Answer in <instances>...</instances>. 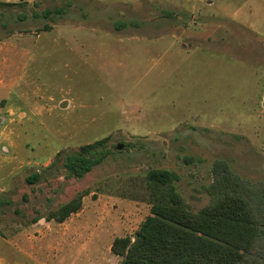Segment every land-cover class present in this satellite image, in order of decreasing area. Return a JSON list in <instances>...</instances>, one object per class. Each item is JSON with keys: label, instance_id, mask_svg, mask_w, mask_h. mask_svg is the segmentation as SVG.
<instances>
[{"label": "rangeland", "instance_id": "rangeland-1", "mask_svg": "<svg viewBox=\"0 0 264 264\" xmlns=\"http://www.w3.org/2000/svg\"><path fill=\"white\" fill-rule=\"evenodd\" d=\"M3 1L25 5L0 7V264H119L152 168L195 211L217 159L264 180V0ZM105 137L107 157L67 177L63 157Z\"/></svg>", "mask_w": 264, "mask_h": 264}, {"label": "trees", "instance_id": "trees-1", "mask_svg": "<svg viewBox=\"0 0 264 264\" xmlns=\"http://www.w3.org/2000/svg\"><path fill=\"white\" fill-rule=\"evenodd\" d=\"M0 0V7L24 6ZM39 6L38 1L34 2ZM64 6L32 7V17L52 19L62 15ZM170 15V13H167ZM29 15L18 13L19 20ZM127 23L117 22V26ZM50 25L45 26L49 28ZM108 137L81 145L63 157L67 177L82 178L109 154ZM60 155L48 166L54 167ZM213 182L208 187L209 203L193 210L177 190L174 171L152 168L147 172L150 213L132 236L116 237L114 254L119 264H264V180L252 182L236 174L228 161L217 159L212 167ZM34 172L29 183L40 180ZM82 196L65 203L48 218L64 222L80 210Z\"/></svg>", "mask_w": 264, "mask_h": 264}, {"label": "crops", "instance_id": "crops-1", "mask_svg": "<svg viewBox=\"0 0 264 264\" xmlns=\"http://www.w3.org/2000/svg\"><path fill=\"white\" fill-rule=\"evenodd\" d=\"M59 224H64V223H66V221H64V222H58ZM43 264V263H42ZM45 264V263H44Z\"/></svg>", "mask_w": 264, "mask_h": 264}, {"label": "water", "instance_id": "water-1", "mask_svg": "<svg viewBox=\"0 0 264 264\" xmlns=\"http://www.w3.org/2000/svg\"><path fill=\"white\" fill-rule=\"evenodd\" d=\"M263 104H264V101H263ZM122 147V145H120V148Z\"/></svg>", "mask_w": 264, "mask_h": 264}]
</instances>
